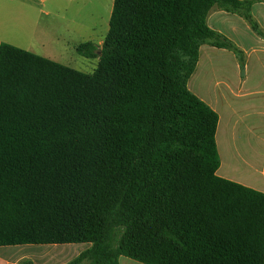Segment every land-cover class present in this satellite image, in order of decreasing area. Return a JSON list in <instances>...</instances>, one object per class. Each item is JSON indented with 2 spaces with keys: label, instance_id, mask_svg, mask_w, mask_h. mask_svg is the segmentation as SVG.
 Returning <instances> with one entry per match:
<instances>
[{
  "label": "trees",
  "instance_id": "1",
  "mask_svg": "<svg viewBox=\"0 0 264 264\" xmlns=\"http://www.w3.org/2000/svg\"><path fill=\"white\" fill-rule=\"evenodd\" d=\"M258 0H114L85 74L0 44V247L88 245L66 264H264V193L217 175L219 115L188 82L207 22ZM19 264H34L25 259Z\"/></svg>",
  "mask_w": 264,
  "mask_h": 264
},
{
  "label": "crops",
  "instance_id": "2",
  "mask_svg": "<svg viewBox=\"0 0 264 264\" xmlns=\"http://www.w3.org/2000/svg\"><path fill=\"white\" fill-rule=\"evenodd\" d=\"M250 14L256 28L240 13L218 7L211 10L207 19L209 27L230 40L241 54L207 45L210 94L199 87L195 89L200 94L198 97L219 115L217 175L264 193V0L255 1ZM39 246L54 248L44 251ZM70 246L73 245L0 247V264H19L25 259L34 264H66L82 252L64 260L66 247ZM119 263L142 264L123 256Z\"/></svg>",
  "mask_w": 264,
  "mask_h": 264
},
{
  "label": "rangeland",
  "instance_id": "3",
  "mask_svg": "<svg viewBox=\"0 0 264 264\" xmlns=\"http://www.w3.org/2000/svg\"><path fill=\"white\" fill-rule=\"evenodd\" d=\"M113 5L114 0H0V44L7 43L79 72L93 74L99 58H85L78 54L77 47L85 42L102 47L109 32ZM209 50L207 45L202 46L200 64L188 82L196 96L200 95L196 87L210 94ZM86 247H66L63 259H73ZM38 248L48 251L54 247Z\"/></svg>",
  "mask_w": 264,
  "mask_h": 264
}]
</instances>
